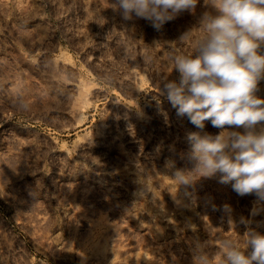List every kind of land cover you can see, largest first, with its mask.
<instances>
[{"label": "rangeland", "instance_id": "obj_1", "mask_svg": "<svg viewBox=\"0 0 264 264\" xmlns=\"http://www.w3.org/2000/svg\"><path fill=\"white\" fill-rule=\"evenodd\" d=\"M113 3L0 0V264H193L197 239L215 258L224 239L243 248L241 218L264 235L254 195L219 173L185 191L165 166L192 167L197 129L156 94L209 9L158 32Z\"/></svg>", "mask_w": 264, "mask_h": 264}, {"label": "clouds", "instance_id": "obj_2", "mask_svg": "<svg viewBox=\"0 0 264 264\" xmlns=\"http://www.w3.org/2000/svg\"><path fill=\"white\" fill-rule=\"evenodd\" d=\"M200 0H115L111 4L124 21L143 19L156 31L180 14L197 10ZM207 11L197 22L202 35L194 54H170L168 59L178 79L162 78L156 99L164 97L178 117H187L197 131L187 133L191 168H175L172 178L185 191L201 178L218 173L219 183L230 184L239 196L254 195L252 216L264 211V0H203ZM191 37L186 30L181 41ZM205 121L219 129L205 131ZM238 129H242L239 131ZM198 178V179H197ZM231 219V208L223 205ZM246 237L242 248L232 239L220 242L218 258L211 257L198 239L193 246V264H264V235L241 218ZM236 226V225H235Z\"/></svg>", "mask_w": 264, "mask_h": 264}]
</instances>
